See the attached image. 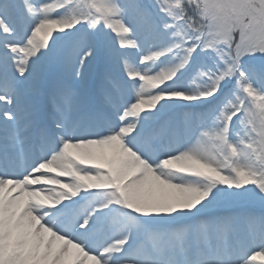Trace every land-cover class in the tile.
Segmentation results:
<instances>
[{"label":"snow or ice","instance_id":"obj_1","mask_svg":"<svg viewBox=\"0 0 264 264\" xmlns=\"http://www.w3.org/2000/svg\"><path fill=\"white\" fill-rule=\"evenodd\" d=\"M0 264H264V0H0Z\"/></svg>","mask_w":264,"mask_h":264}]
</instances>
